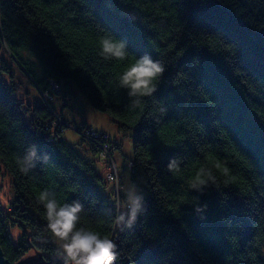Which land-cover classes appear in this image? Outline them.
Masks as SVG:
<instances>
[{"label": "trees", "instance_id": "obj_1", "mask_svg": "<svg viewBox=\"0 0 264 264\" xmlns=\"http://www.w3.org/2000/svg\"><path fill=\"white\" fill-rule=\"evenodd\" d=\"M104 36L126 41L125 60L99 55ZM0 52V159L14 187L0 199V247L10 264L36 251L63 264L44 190L83 205L77 227L111 239L114 264H264V0H0ZM144 54L165 71L130 110L118 78ZM76 88L130 133L120 184L127 168L145 211L123 231L103 154L110 144L116 159L121 145L88 123ZM32 145L39 158L23 173ZM200 169L214 178L203 195L190 187Z\"/></svg>", "mask_w": 264, "mask_h": 264}, {"label": "clouds", "instance_id": "obj_2", "mask_svg": "<svg viewBox=\"0 0 264 264\" xmlns=\"http://www.w3.org/2000/svg\"><path fill=\"white\" fill-rule=\"evenodd\" d=\"M100 45L99 55L104 60L123 61L128 56L127 43L124 40L104 36ZM164 71V66L159 61L153 60L149 54H144L119 76L118 87L127 91L131 101L130 110L141 108L143 98L151 97L157 91L155 82L162 77ZM38 158L37 147L32 145L18 160L21 172L28 173L35 167ZM43 159H49L47 154ZM175 168L176 163L173 161L169 164V169ZM209 182L214 183L211 172L200 169L190 187L203 195V190L209 186ZM123 191L124 201L118 205L114 217L115 225L121 231L131 228L145 211L144 196L135 185H130ZM0 199L3 197L0 196ZM38 201L45 209L47 230L58 244V255L63 264H114L118 258L116 244L107 237L102 238L98 233L77 227L83 210L81 203L74 201L60 205L55 194L48 190L39 193ZM206 210L207 205L200 204L199 197L194 198V213L203 219L202 213Z\"/></svg>", "mask_w": 264, "mask_h": 264}, {"label": "crops", "instance_id": "obj_3", "mask_svg": "<svg viewBox=\"0 0 264 264\" xmlns=\"http://www.w3.org/2000/svg\"><path fill=\"white\" fill-rule=\"evenodd\" d=\"M77 90V94L78 96L81 94L80 90L78 88H76ZM80 97L82 98V100L84 101V105H90L89 102L87 101V99L81 94ZM92 107V106H91ZM94 109V108H93ZM85 110V109H84ZM88 112H90L88 114ZM87 113V115H86ZM70 116L71 119H73V117L68 114ZM85 115L86 118L88 120V123L90 125H93L95 128L98 129H103V130H107L121 145V152L123 153H127L130 154L131 156H133V150L131 147V140H125L123 136L128 137V135L130 133L128 132H123L120 131L117 127V125L115 123H113L110 118L107 116L106 113L99 111V110H91L89 109V107L86 108L85 110ZM78 121H80L79 117L77 118ZM63 137L65 139H67L68 141L78 144L81 141V134L79 132H75L73 130H65L63 133ZM81 152H84V149L82 147H79ZM89 157L92 158H96V155L88 153ZM116 159L119 162V164L121 166L124 165L125 160H122V158H117V154H116ZM105 166V163L103 161L100 160H96V167L98 170L103 169ZM132 185L131 180H130V170H128L127 168L123 169V186H122V192L124 193L123 189Z\"/></svg>", "mask_w": 264, "mask_h": 264}, {"label": "rangeland", "instance_id": "obj_4", "mask_svg": "<svg viewBox=\"0 0 264 264\" xmlns=\"http://www.w3.org/2000/svg\"><path fill=\"white\" fill-rule=\"evenodd\" d=\"M0 55H2L1 52H0ZM87 107H89L90 110L92 108L91 105H87V104L83 105V109L86 110ZM92 110H94V109L92 108ZM89 113L90 112H88V114ZM86 115H87V113H86ZM69 129L70 130L74 129L73 131L78 132L75 128H67V130H69ZM123 137L125 140H131V137L129 135H128V137H125V136H123ZM131 147L133 150V143L131 144ZM116 154H117V158H122V160H125V161L129 160L132 157L130 154L121 152L120 149H117ZM115 161H116L117 165L120 167L121 165L119 164L117 159H115ZM13 195H14L13 177L5 170V167L3 166V163L0 159V196L3 197L2 202L7 203L8 200L13 198ZM12 231L15 234H21V231L19 228H13ZM15 237H17V235H15ZM33 253H35V252H33Z\"/></svg>", "mask_w": 264, "mask_h": 264}, {"label": "built area", "instance_id": "obj_5", "mask_svg": "<svg viewBox=\"0 0 264 264\" xmlns=\"http://www.w3.org/2000/svg\"><path fill=\"white\" fill-rule=\"evenodd\" d=\"M46 94V93H45ZM48 97H50L48 94H46ZM91 133H94V130H90ZM103 154L108 159V171L106 175L114 182V191H115V200L117 205H120L122 192H121V184H120V175L121 170L120 167L117 165L115 161V157L111 153V146L110 144L106 145V147L103 149Z\"/></svg>", "mask_w": 264, "mask_h": 264}, {"label": "water", "instance_id": "obj_6", "mask_svg": "<svg viewBox=\"0 0 264 264\" xmlns=\"http://www.w3.org/2000/svg\"><path fill=\"white\" fill-rule=\"evenodd\" d=\"M0 264H10L4 255L2 248L0 247ZM13 264H49L48 259L45 257L44 253L41 251H36L31 253L26 257L16 261Z\"/></svg>", "mask_w": 264, "mask_h": 264}, {"label": "bare ground", "instance_id": "obj_7", "mask_svg": "<svg viewBox=\"0 0 264 264\" xmlns=\"http://www.w3.org/2000/svg\"><path fill=\"white\" fill-rule=\"evenodd\" d=\"M42 90V89H41ZM54 91V90H53ZM50 93V92H49ZM54 100V99H53ZM77 123V122H76ZM77 127V126H76ZM79 127V126H78ZM80 128H81V126H80ZM78 129V128H77ZM83 129V128H82ZM74 130V129H73ZM82 135V134H81ZM83 137V136H82ZM82 139V138H81ZM110 139V138H109ZM108 139V140H109ZM114 140V139H113ZM87 141V140H86ZM109 142H111V141H109ZM87 143V142H86ZM111 146V145H110ZM92 148V147H91ZM133 159V158H132ZM128 164V163H127ZM123 174V173H122Z\"/></svg>", "mask_w": 264, "mask_h": 264}]
</instances>
